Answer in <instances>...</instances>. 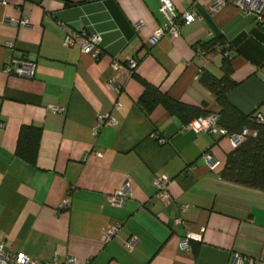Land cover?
I'll list each match as a JSON object with an SVG mask.
<instances>
[{
    "label": "crops",
    "instance_id": "crops-1",
    "mask_svg": "<svg viewBox=\"0 0 264 264\" xmlns=\"http://www.w3.org/2000/svg\"><path fill=\"white\" fill-rule=\"evenodd\" d=\"M172 1L177 14L197 18L151 44L163 23L160 0H0V241L7 248L39 262L235 264L238 256L264 264V190L222 176L235 148L230 137L185 129L163 104L139 102L148 83L218 113L200 76L223 75L222 46L196 51L222 38L237 83L227 100L244 115L264 114V27L234 0L217 8L219 0ZM256 1L264 15V0ZM81 31L102 36L98 60L78 42L65 45ZM10 55L34 60V77L7 74ZM130 57L138 59L133 70ZM105 115L112 125L99 121ZM29 125L41 127L35 166L15 153ZM207 150L220 162L214 170ZM162 175L170 179L167 198L153 186ZM125 181L130 196L114 206L108 197ZM131 235L138 240L128 249Z\"/></svg>",
    "mask_w": 264,
    "mask_h": 264
},
{
    "label": "built area",
    "instance_id": "built-area-1",
    "mask_svg": "<svg viewBox=\"0 0 264 264\" xmlns=\"http://www.w3.org/2000/svg\"><path fill=\"white\" fill-rule=\"evenodd\" d=\"M234 3L242 9L244 12H254L256 15V19L260 26L264 27V15L261 14V8L256 0H234ZM225 4L224 0H219L215 7H221ZM159 11L163 16L162 25L157 28L149 42L151 44H155L164 34H171L173 36H177L182 32L184 25L193 22L197 15L194 11H185L182 14H177L175 10V5L172 0H160ZM22 24H26L27 20L22 19ZM75 42H78L81 45V49L85 53H90L95 60H98L102 53L101 42L102 36L99 33H90L87 31H81L78 34L67 35L64 39L65 45H71ZM8 46L12 47L13 44L11 42L7 43ZM224 49L223 55L225 57H229V43L225 41L222 46ZM197 55H206L207 52L201 47L196 51ZM138 63V59L136 57L128 58L126 65L130 70H133ZM115 67H118V63H114ZM36 62L32 59H28L25 57H15L13 55L9 56L8 61L4 66V71L9 75H17L27 78H33L35 75ZM116 106H120L119 103H115ZM55 110L62 112L64 109L62 107H54ZM253 120L256 123H264V114L261 112H255L252 115ZM219 115L217 113H207L206 115L199 116L197 118L192 119L185 125V129L193 130L194 132H205L211 135L219 134V135H227L230 137L232 145L234 147L239 146L244 139L248 135H254L256 132L244 128L240 133H228L226 129L221 127L218 123ZM99 121L101 123H107L108 125H112L114 123V119L109 115L100 116ZM160 142H163V139H159ZM203 159L205 163L211 170H214L219 165V160L211 153V151L207 150L203 153ZM169 177L162 175L156 177L153 180V186L157 191V195L161 198H167L168 190L167 184L169 183ZM130 196V184L129 181H125L124 184L116 190L114 193L109 195L108 199L110 203L114 206H122L126 199ZM69 206V199L63 201L61 204V208H67ZM179 221V220H177ZM120 224L112 225L104 231V237L108 238L111 234H113L118 228ZM194 235L189 234L188 238H192ZM138 238L135 235H131L125 241V247L128 249H132L137 242ZM182 245H186V241L182 243ZM75 260L73 258H68L66 261H61L58 258H55L52 261L39 262L36 259L28 256L27 254L21 251H14L6 247L3 241H0V264H73ZM242 259L240 257L235 258V264H241Z\"/></svg>",
    "mask_w": 264,
    "mask_h": 264
},
{
    "label": "trees",
    "instance_id": "trees-1",
    "mask_svg": "<svg viewBox=\"0 0 264 264\" xmlns=\"http://www.w3.org/2000/svg\"><path fill=\"white\" fill-rule=\"evenodd\" d=\"M224 43L225 40L222 38H214L207 42H201L199 46L208 52L217 44L223 46ZM222 52L224 53L223 48ZM222 70L223 75L220 78L208 72H203L200 76L201 82L213 92L220 105V110L217 113L219 125L228 133H240L244 128L256 132L254 135H248L239 146L227 155L222 176L234 183L264 190V123H256L253 120V114H242L227 100L228 91L237 85L231 78L232 69L229 57L224 56ZM139 102L147 108L161 103L170 112L183 117L186 123L208 113L202 106L179 102L148 83H145V90ZM40 139L41 127L35 125L21 127L15 151L16 155L31 166H35Z\"/></svg>",
    "mask_w": 264,
    "mask_h": 264
}]
</instances>
